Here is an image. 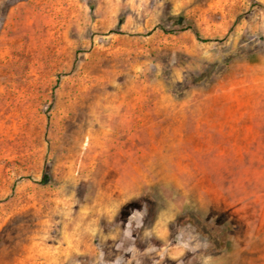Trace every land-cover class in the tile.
<instances>
[{"label": "rangeland", "instance_id": "obj_1", "mask_svg": "<svg viewBox=\"0 0 264 264\" xmlns=\"http://www.w3.org/2000/svg\"><path fill=\"white\" fill-rule=\"evenodd\" d=\"M0 264H264V0H0Z\"/></svg>", "mask_w": 264, "mask_h": 264}, {"label": "trees", "instance_id": "obj_2", "mask_svg": "<svg viewBox=\"0 0 264 264\" xmlns=\"http://www.w3.org/2000/svg\"><path fill=\"white\" fill-rule=\"evenodd\" d=\"M190 29H193L192 27H190ZM194 30V33H195V35H196V37H198L199 38V33H197V31L195 30V29H193ZM51 182V178L49 177V175L48 174H46L45 175V177H44V179H43V184H49ZM219 233H220V231H219ZM216 232H211L210 233V237L212 238V239H215V236H216ZM221 234V233H220Z\"/></svg>", "mask_w": 264, "mask_h": 264}]
</instances>
